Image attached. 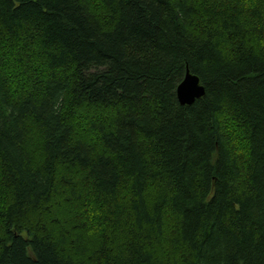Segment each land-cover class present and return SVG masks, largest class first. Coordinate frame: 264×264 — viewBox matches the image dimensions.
<instances>
[{
    "label": "trees",
    "instance_id": "16d2710c",
    "mask_svg": "<svg viewBox=\"0 0 264 264\" xmlns=\"http://www.w3.org/2000/svg\"><path fill=\"white\" fill-rule=\"evenodd\" d=\"M0 264H264V0H0Z\"/></svg>",
    "mask_w": 264,
    "mask_h": 264
},
{
    "label": "water",
    "instance_id": "95a60500",
    "mask_svg": "<svg viewBox=\"0 0 264 264\" xmlns=\"http://www.w3.org/2000/svg\"><path fill=\"white\" fill-rule=\"evenodd\" d=\"M205 94V87L200 83V78L191 73H186L184 80L177 88V96L182 104H192L195 100Z\"/></svg>",
    "mask_w": 264,
    "mask_h": 264
}]
</instances>
